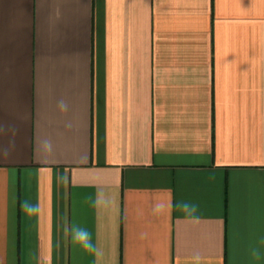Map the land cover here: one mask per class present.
Here are the masks:
<instances>
[{
  "label": "crops",
  "instance_id": "1",
  "mask_svg": "<svg viewBox=\"0 0 264 264\" xmlns=\"http://www.w3.org/2000/svg\"><path fill=\"white\" fill-rule=\"evenodd\" d=\"M0 264H264V0H0Z\"/></svg>",
  "mask_w": 264,
  "mask_h": 264
},
{
  "label": "clouds",
  "instance_id": "2",
  "mask_svg": "<svg viewBox=\"0 0 264 264\" xmlns=\"http://www.w3.org/2000/svg\"><path fill=\"white\" fill-rule=\"evenodd\" d=\"M24 207L28 208L29 210H32L33 208V206L28 204H25ZM66 231L69 233L72 242L79 245L83 250L89 252H98V250L92 245L90 233L86 229L72 225L70 228L66 229ZM253 255L258 256V252L254 251Z\"/></svg>",
  "mask_w": 264,
  "mask_h": 264
}]
</instances>
